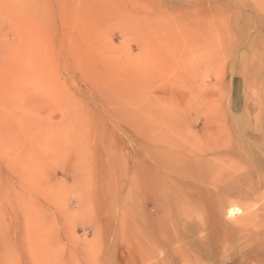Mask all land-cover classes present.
I'll use <instances>...</instances> for the list:
<instances>
[{"label": "rangeland", "instance_id": "1", "mask_svg": "<svg viewBox=\"0 0 264 264\" xmlns=\"http://www.w3.org/2000/svg\"><path fill=\"white\" fill-rule=\"evenodd\" d=\"M0 264H264V0H0Z\"/></svg>", "mask_w": 264, "mask_h": 264}, {"label": "bare ground", "instance_id": "2", "mask_svg": "<svg viewBox=\"0 0 264 264\" xmlns=\"http://www.w3.org/2000/svg\"><path fill=\"white\" fill-rule=\"evenodd\" d=\"M252 181L254 182V180H252ZM253 182H252V183H253Z\"/></svg>", "mask_w": 264, "mask_h": 264}]
</instances>
